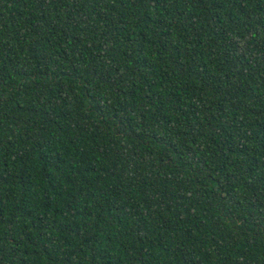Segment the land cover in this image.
Wrapping results in <instances>:
<instances>
[{
  "label": "trees",
  "instance_id": "trees-1",
  "mask_svg": "<svg viewBox=\"0 0 264 264\" xmlns=\"http://www.w3.org/2000/svg\"><path fill=\"white\" fill-rule=\"evenodd\" d=\"M0 264H264V0H0Z\"/></svg>",
  "mask_w": 264,
  "mask_h": 264
}]
</instances>
